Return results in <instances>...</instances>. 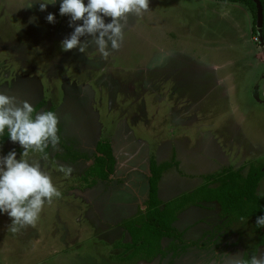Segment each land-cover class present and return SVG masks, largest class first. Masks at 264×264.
Masks as SVG:
<instances>
[{
	"label": "rangeland",
	"instance_id": "obj_1",
	"mask_svg": "<svg viewBox=\"0 0 264 264\" xmlns=\"http://www.w3.org/2000/svg\"><path fill=\"white\" fill-rule=\"evenodd\" d=\"M27 2L0 0V90L33 106L44 99L38 112L53 106L58 135L89 159L63 161L60 143L48 154L29 151L62 195L16 233L0 213V264H236L255 241L254 221L228 224L216 202L179 212L177 254L166 238L167 255L151 262L124 259L130 236L120 222L145 208L150 157L178 164L160 181L163 201L223 168L246 175L251 163L264 165V13L258 29L242 0H150L149 11L128 16L120 48L104 59L90 37L81 38L84 53L62 50L74 27L59 14L61 0L43 12ZM99 141L111 143L115 171L87 188L81 177ZM13 150L17 159L24 151L10 140L0 156Z\"/></svg>",
	"mask_w": 264,
	"mask_h": 264
},
{
	"label": "clouds",
	"instance_id": "obj_2",
	"mask_svg": "<svg viewBox=\"0 0 264 264\" xmlns=\"http://www.w3.org/2000/svg\"><path fill=\"white\" fill-rule=\"evenodd\" d=\"M39 4L40 11H46L56 0H28L23 8ZM150 0H61L59 14L68 16L69 26L74 31L61 41V48L67 52L78 49L84 53L89 47L88 39L95 44L100 55L107 59L118 50L124 40V29L130 14L137 16L149 11ZM105 17L111 22L106 23ZM36 18L32 17L30 22ZM48 23H56V17L49 13ZM82 21V23H77ZM34 107L28 101H17L15 96L0 90V136L8 130L12 142H18L24 149L17 159L15 150L0 156V213L11 218L10 230L13 233L26 226H35L45 203L61 197L48 172L42 169L39 161L28 158L29 150L45 152L51 145L58 148L60 136L59 117L52 111H40L33 118ZM66 177L73 169L62 166ZM264 198V193H260ZM256 226L264 228V216L257 217ZM236 264H264V253L252 255L245 261L242 257Z\"/></svg>",
	"mask_w": 264,
	"mask_h": 264
},
{
	"label": "trees",
	"instance_id": "obj_3",
	"mask_svg": "<svg viewBox=\"0 0 264 264\" xmlns=\"http://www.w3.org/2000/svg\"><path fill=\"white\" fill-rule=\"evenodd\" d=\"M247 2L254 11L255 21L257 20V7L253 0H242ZM263 7V0H260ZM264 13V8H263ZM46 105L42 99L35 104L33 118L35 114ZM44 111L55 113L53 106ZM60 136V145L64 147V153L55 156L63 161L76 162L80 159H89L87 153L67 145L65 139ZM8 130L0 136V146H5L10 141ZM49 148L43 154L49 153ZM32 151V150H29ZM94 162L89 166L81 179L87 188H92L99 181H106L114 173L116 158L112 145L109 141H99L96 144ZM178 165L177 161H164L158 163L155 158L150 157V176L148 178V196L145 201V208H139L131 217L120 222V226L126 230L130 236L129 242L121 243L127 256L126 260L141 259L151 262L158 256L165 257L166 250L162 247L163 239H172L169 247L172 254L176 255L178 246L174 241L179 240L183 232L174 226L179 212L188 205L194 204L203 206V203L216 202L221 207L223 216L231 224L235 220L254 221L255 241L247 248L242 258L250 260L252 255H256L258 248L264 246V228L256 226L259 216H264V198L258 193L259 182L264 178V165L251 163L249 171L243 175L242 168L235 170L223 168L222 171L207 176V181L197 187L191 193H184L168 201H163L159 197V184L163 174L170 168Z\"/></svg>",
	"mask_w": 264,
	"mask_h": 264
},
{
	"label": "water",
	"instance_id": "obj_4",
	"mask_svg": "<svg viewBox=\"0 0 264 264\" xmlns=\"http://www.w3.org/2000/svg\"><path fill=\"white\" fill-rule=\"evenodd\" d=\"M256 4V7H257V28H261L262 27V24H263V7H262V4H261V1L260 0H253Z\"/></svg>",
	"mask_w": 264,
	"mask_h": 264
},
{
	"label": "crops",
	"instance_id": "obj_5",
	"mask_svg": "<svg viewBox=\"0 0 264 264\" xmlns=\"http://www.w3.org/2000/svg\"><path fill=\"white\" fill-rule=\"evenodd\" d=\"M113 148V147H112ZM114 152V151H113ZM114 155H115V153H114ZM115 158H116V156H115ZM117 163V162H116ZM149 166H150V161H149ZM116 167V166H115ZM115 171V170H114ZM149 171H150V169H149ZM100 182V181H99ZM148 182L147 183H145V187L148 189ZM159 188H160V186H159ZM147 195H148V192H146V197H147Z\"/></svg>",
	"mask_w": 264,
	"mask_h": 264
}]
</instances>
